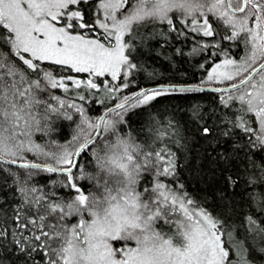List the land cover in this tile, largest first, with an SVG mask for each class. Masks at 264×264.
<instances>
[{"label":"snow or ice","instance_id":"1","mask_svg":"<svg viewBox=\"0 0 264 264\" xmlns=\"http://www.w3.org/2000/svg\"><path fill=\"white\" fill-rule=\"evenodd\" d=\"M157 37L208 52L198 83L147 72ZM0 264H264V0H0Z\"/></svg>","mask_w":264,"mask_h":264},{"label":"trees","instance_id":"2","mask_svg":"<svg viewBox=\"0 0 264 264\" xmlns=\"http://www.w3.org/2000/svg\"><path fill=\"white\" fill-rule=\"evenodd\" d=\"M152 29H149L151 32ZM156 31H160L157 29ZM219 39V37H217ZM208 42H212L211 38H204ZM222 46L226 48L230 55L238 58L243 55V44L241 43L237 46L234 42L223 41ZM193 47L191 40L189 41H177L175 39L169 38L168 42L165 43L163 37H157L153 40L148 41V43L143 48V54L140 57V62L144 63L147 68V72H153L155 78L161 82H168V78H173V82L183 81L186 83H198L201 77L205 75L204 71L198 68L200 63H205L208 56V52H205L203 56L196 55L192 56L190 50ZM182 48L185 52L184 57L176 56L175 49ZM214 51V49L210 50ZM146 73L140 74L138 79L141 81V86H145ZM56 94L64 95L62 91ZM72 96V93L68 94ZM187 102L175 97H166L158 100L157 103L153 105V110H159L163 112L165 109H171L173 106L183 107ZM107 106H111L109 103ZM86 108H89L90 115H98L103 111V105L87 103ZM129 123L132 128L139 131L143 126L144 122L148 119L147 114L137 111L135 114L128 115ZM56 132L52 135V139L63 142L69 139L75 128V124L71 121L60 120L56 122ZM49 137L45 136L43 139L38 140V143H45ZM31 158V157H30ZM40 162V161H36ZM80 162L85 163V157L80 158ZM182 179L186 183V188L189 194L202 201L211 211L214 207V203L211 197V188H207L203 183H197L195 179L187 172L186 169H182ZM51 179H59L55 174L49 173H39L34 177L35 182L38 185H49ZM207 195V201H204V197Z\"/></svg>","mask_w":264,"mask_h":264},{"label":"rangeland","instance_id":"3","mask_svg":"<svg viewBox=\"0 0 264 264\" xmlns=\"http://www.w3.org/2000/svg\"><path fill=\"white\" fill-rule=\"evenodd\" d=\"M212 86H215V85H212ZM57 95H59V94H57ZM62 96V95H61ZM90 115V114H89ZM99 115V114H98ZM90 116H93V117H95L96 115H90ZM42 160H43V158H41V160H38V161H40V162H42Z\"/></svg>","mask_w":264,"mask_h":264}]
</instances>
